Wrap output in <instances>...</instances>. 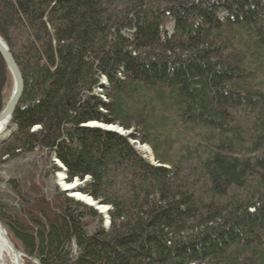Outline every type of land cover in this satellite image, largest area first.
<instances>
[{
  "label": "trees",
  "instance_id": "16d2710c",
  "mask_svg": "<svg viewBox=\"0 0 264 264\" xmlns=\"http://www.w3.org/2000/svg\"><path fill=\"white\" fill-rule=\"evenodd\" d=\"M0 37L24 84L0 222L24 264H264V0H0ZM10 80L0 56V109Z\"/></svg>",
  "mask_w": 264,
  "mask_h": 264
},
{
  "label": "water",
  "instance_id": "95a60500",
  "mask_svg": "<svg viewBox=\"0 0 264 264\" xmlns=\"http://www.w3.org/2000/svg\"><path fill=\"white\" fill-rule=\"evenodd\" d=\"M0 56L2 57L4 62L6 63L8 69L10 71L12 81H13V90L11 92L10 98L6 104V107L0 112V125L2 126L0 136L3 135V137H0V138H2L1 140L3 141L13 132V129H10L9 121H10L11 116L15 110V107H16V105H17V103H18V101L22 95L24 84H23V79H22V75L20 73V70L17 67L12 55L10 54L8 47L5 45V43L2 41V39H0ZM109 127L110 126L107 125L105 127L106 130H112V131H115L117 133L124 134V130H122V128H120L119 126H117L118 130L111 129ZM120 131H122V132H120ZM76 186H77L78 190L81 187L80 184L76 185ZM93 203L94 204H88V205L93 206L94 208L98 209L100 205L96 204L95 202H93ZM107 209H109V208L107 207ZM0 227L4 231L1 224H0ZM4 236L7 239L8 247H9L12 255L15 257L16 262L21 264V255L5 231H4ZM0 264H2L1 251H0Z\"/></svg>",
  "mask_w": 264,
  "mask_h": 264
},
{
  "label": "bare ground",
  "instance_id": "6f19581e",
  "mask_svg": "<svg viewBox=\"0 0 264 264\" xmlns=\"http://www.w3.org/2000/svg\"><path fill=\"white\" fill-rule=\"evenodd\" d=\"M131 33H133V31H131ZM0 39H1V37H0ZM3 41V40H2ZM9 50V49H8ZM9 52H10V54L12 55V53H11V51L9 50ZM12 57H13V55H12ZM13 59H14V57H13ZM14 61H15V59H14ZM5 63V62H4ZM16 63V62H15ZM17 65V64H16ZM5 66H6V68H7V70H8V72H9V74H10V71H9V69H8V67H7V65H6V63H5ZM18 67V66H17ZM10 76H11V74H10ZM101 84H104V79H102V81H101ZM10 87V85L9 86H7L6 88H5V99H4V101H3V103H2V107H1V111L6 107V104H7V102H8V100H9V98H10V95H11V93L8 95V96H6V92H7V90H8V88ZM103 87L104 86H101V87H99V88H97L96 90H95V93L100 97V98H102L103 100H106L105 99V96L103 95V93H102V90H103ZM19 102V101H18ZM17 105H18V103H17ZM17 105H16V107H17ZM15 107V108H16ZM0 111V112H1ZM86 126H88V127H97V128H100V129H103V130H106V125H109V124H99V123H97V121H89V122H87L86 124H85ZM2 126L0 125V132H1V128ZM110 128H112V129H116V130H118V127H117V125L116 126H114V125H110ZM14 129H15V127H14ZM120 132H122V131H120ZM3 133V132H2ZM0 137H3V135L2 136H0ZM2 138H0V143H2V142H4V140L2 141L1 140ZM133 143V142H132ZM134 144V149H136V144L135 143H133ZM138 148L140 149V150H138V149H136L138 152L139 151H142L143 153H148L150 156H152V154L150 153L151 152V149H150V151L149 150H147L146 151V149H144V150H142V148H143V146H147V145H145V144H138ZM141 147V148H140ZM140 153V152H139ZM141 154V153H140ZM142 155V154H141ZM143 156V155H142ZM144 157V156H143ZM56 159V158H55ZM153 164H156L157 162H154L153 161V157H152V161H151ZM59 165V164H58ZM156 165H160L159 163H157ZM60 166V165H59ZM58 182H59V185L60 186H62V188H63V190L66 192V193H68L69 195H71V196H74V197H76L78 200H80V201H82V202H84L85 204H94L93 202H94V200L92 199V198H90L88 195H85V194H83V193H81L78 189H77V184H75L76 182L75 181H71V182H67L66 181V178L63 176V175H60L59 176V179H58ZM96 209V208H95ZM99 212H101V213H103V214H107V212H108V210L109 209H107V207L106 206H104V205H100L99 206V208L97 209ZM106 222H107V220H106ZM109 223H110V220H109V222H107V224H106V226L108 227L109 226ZM0 251H1V258H2V264H7V260H6V258L7 257H10V259L15 263V264H19V263H17L16 262V260H15V257L12 255V256H10V254H9V251H10V249H9V247H8V242H7V239L5 238V236H4V231L2 230V228L0 227ZM12 254V253H11Z\"/></svg>",
  "mask_w": 264,
  "mask_h": 264
},
{
  "label": "rangeland",
  "instance_id": "374dc122",
  "mask_svg": "<svg viewBox=\"0 0 264 264\" xmlns=\"http://www.w3.org/2000/svg\"><path fill=\"white\" fill-rule=\"evenodd\" d=\"M101 86H103V85H101ZM100 86V87H101ZM12 90H13V81L12 80H10V87L8 88V90H7V92H6V96H8L11 92H12ZM97 123H99V124H103V123H101V122H97ZM107 126V125H106ZM108 126H110V125H108ZM114 126H116V125H114ZM38 127V126H37ZM110 128V127H109ZM112 129V128H111ZM136 144V143H135ZM139 146H138V144H136V149H138V150H140L139 148H138ZM141 148V147H140ZM144 149H146V151L147 150H149L150 151V149H149V146H143V148H142V150H144ZM146 159H149V160H151L152 159V156H150L148 153H143L142 151H139ZM151 153V152H150ZM52 159L55 161L54 163L57 165V166H59L60 165V167L61 168H63L62 167V165H61V163L59 162V161H56V159H55V157L53 156L52 157ZM45 160H46V158H45ZM32 161L35 163L34 165H31V166H33L31 169H28V170H30V171H28L27 172V174H29V175H33L35 172H37L38 170H39V167L41 168V166L39 165V164H37V160H36V157H33V159H32ZM155 162V161H154ZM45 163H46V161H45ZM59 164V165H58ZM157 164V163H156ZM1 171L2 170H0V175L1 176H4V175H2V173H1ZM60 175H63V176H65V177H67L66 176V174L63 172V171H58L57 173H56V184H58V187H59V189H61V190H63V188H62V186H60L59 185V182H58V179H59V176ZM5 176H7V179H5V181L4 180H2L1 179V181H0V197H2V198H0L1 199V201H3V202H7L8 201V203H10V199H11V196H12V194H13V191L11 190L13 187L10 185V183H11V173H10V171H9V169H7L6 171H5ZM30 179L32 180V176H29L27 179H25V181L24 182H22V184H23V187H24V189H29V190H31V185H30ZM19 182V181H18ZM76 182V184L77 185H81V187L79 188V191L81 192L82 191V189L84 188V183L82 182V181H79L78 179H77V181H75ZM48 186H50V185H48ZM24 191V190H23ZM22 191V192H23ZM82 193V192H81ZM67 194V196H69V197H72V198H75V199H77L76 197H74V196H71V195H69L68 193H66ZM84 194V193H83ZM86 195V194H85ZM90 197V196H89ZM5 199V200H4ZM78 200V199H77ZM13 202V201H12ZM94 202L96 203V204H99V205H104V206H106V207H108L109 209H110V207L108 206V205H106V204H100V203H97L95 200H94ZM88 205V204H87ZM104 215V220H105V227H107L106 226V224H107V222H109V218H108V215L107 214H103ZM106 220H107V222H106ZM0 224L1 225H3L1 222H0ZM3 227V229H4V231L7 233V231H6V229H5V227H4V225L2 226ZM8 234V233H7ZM9 254H10V256H12V254H11V252L9 251ZM6 260H7V264H15L11 259H10V257H7L6 258ZM23 260V259H22ZM21 264H24V262L22 261V263Z\"/></svg>",
  "mask_w": 264,
  "mask_h": 264
}]
</instances>
